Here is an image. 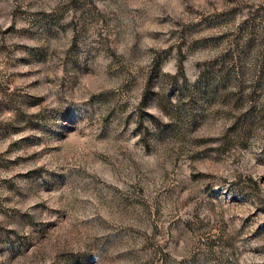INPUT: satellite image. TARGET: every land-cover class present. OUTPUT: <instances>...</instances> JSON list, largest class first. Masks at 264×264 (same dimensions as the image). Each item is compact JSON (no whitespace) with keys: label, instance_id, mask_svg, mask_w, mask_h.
I'll use <instances>...</instances> for the list:
<instances>
[{"label":"rangeland","instance_id":"obj_1","mask_svg":"<svg viewBox=\"0 0 264 264\" xmlns=\"http://www.w3.org/2000/svg\"><path fill=\"white\" fill-rule=\"evenodd\" d=\"M0 264H264V0H0Z\"/></svg>","mask_w":264,"mask_h":264}]
</instances>
